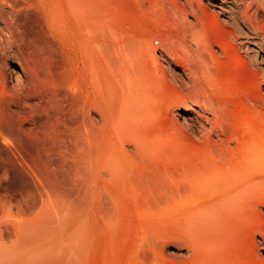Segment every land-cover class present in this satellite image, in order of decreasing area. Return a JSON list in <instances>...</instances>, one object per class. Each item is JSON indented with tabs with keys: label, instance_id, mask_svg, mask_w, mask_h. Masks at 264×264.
Here are the masks:
<instances>
[{
	"label": "rangeland",
	"instance_id": "1",
	"mask_svg": "<svg viewBox=\"0 0 264 264\" xmlns=\"http://www.w3.org/2000/svg\"><path fill=\"white\" fill-rule=\"evenodd\" d=\"M71 1L0 0V15L6 18V30L9 31L1 34L0 57L4 59L0 58V71L5 73L6 63L13 62L15 69L22 74L18 79L20 86L18 81L10 83L8 79H0L2 241L9 243L14 238V227L11 226L12 221L16 220L14 217L24 215L37 218L38 215V218H42L44 215L45 218L49 215L58 216L63 229L64 225H68L71 230L77 221L81 223H78L81 228L76 225L73 233L78 231L77 237L84 236L89 246L84 254L77 257L82 259L79 260L80 264H207L210 258L212 261L209 264H263L264 246L260 248L259 245L261 242L264 244L262 147L259 148L262 152L252 155L254 160L251 161L245 162L246 159L240 154L245 159H242L243 166L246 164L244 168L248 166V169H244L243 177L237 178L230 188L211 192L210 196L208 192L204 196L202 192L200 196H190L184 189L186 195L183 196V176L180 175L187 168L200 164L205 159L203 156L209 160L221 156L222 152L219 154L217 150L222 145L223 150L225 147L217 138L222 136L218 130L209 138L197 123L193 127L187 125L194 116L199 117L202 111L212 116V113L206 112L209 110L203 100H213L217 107V119H221L219 121L228 134L232 130L236 134L233 137L238 136V140H245L248 135H258L264 144V67L259 63V66H241L240 62L232 59L226 46L216 40L212 56L209 55L211 51L207 53L208 57L211 56L210 64H205L209 67L207 72H210L211 78L206 73L203 74L205 78L191 77L192 92H196L198 100L195 101L193 93L192 97H187L179 77L180 74L183 76L185 70L187 73L195 70L197 65L189 43L183 45V21L193 19L189 2L199 10L202 2L206 4L204 7H208L206 9L200 5L209 12V27L212 28L215 18L211 11L219 13L210 3L211 0H199V3H196L197 0ZM74 6L75 12L80 8V16L72 12ZM253 7L251 12L255 10ZM44 11L48 12V18L44 16ZM219 18L222 16L219 15ZM80 26L89 30L81 29ZM7 37L11 42L9 48L18 51L17 57L8 54L7 50V53H3L6 51L2 43H10ZM96 40L100 43H96ZM81 43H84V47ZM97 44H100V53ZM237 45L239 51L244 53L238 42ZM150 49H155V53ZM116 51L120 52V60ZM186 55L194 56L195 60ZM183 59L187 62H183ZM1 60H4L3 66ZM18 62H22L21 65ZM79 74L81 79H78ZM138 80L143 84L140 85ZM147 89L154 96L149 93L150 97ZM142 90L146 92L147 98ZM134 96L141 100L138 102ZM134 99L139 108L135 107ZM188 105L194 110L189 109ZM135 108L141 111L143 121L137 119L134 122L144 123L137 125L142 127L136 128L139 136L122 135L120 139L121 135H116L115 126L118 120H123L120 117L129 115ZM184 109L189 111L186 116L193 115L192 118L187 117L186 121L179 115ZM138 138L145 139L144 143L140 139L135 141ZM235 139L231 140L234 145L238 141ZM152 142H157V145L153 143L151 146ZM120 144H124L123 149ZM110 149V153L115 152L123 157L120 167L127 171L128 176L123 177V189L122 185L109 186L105 176H98L100 164L108 161V154L112 155L108 152ZM127 156L129 158L125 162ZM238 156L235 153L231 157ZM164 174L170 177L169 180ZM88 175H92L93 181ZM175 175L180 176L177 177V183ZM129 180L131 183L137 182V185L132 187ZM98 185L103 187L102 190ZM176 188L178 190L175 191ZM105 193L109 194L108 204ZM220 200L226 201L222 203ZM244 205L249 208L247 212ZM38 208L40 211H36ZM200 211L211 216L204 215V212L203 216ZM61 227L57 234L63 232ZM197 240L203 243L202 247ZM199 252L206 254L203 256ZM75 260L73 263L76 264Z\"/></svg>",
	"mask_w": 264,
	"mask_h": 264
},
{
	"label": "bare ground",
	"instance_id": "2",
	"mask_svg": "<svg viewBox=\"0 0 264 264\" xmlns=\"http://www.w3.org/2000/svg\"><path fill=\"white\" fill-rule=\"evenodd\" d=\"M73 1V0H72ZM71 1V2H72ZM198 1V2H197ZM196 3H199L201 1L197 0ZM69 2V1H68ZM75 4H76V1H74ZM83 2V1H82ZM212 3V6L216 9V12L219 13V15L222 16V18H219V15L216 14L213 10L211 11L214 18H215V25L211 27H209V12L206 11V9L208 8L207 6L204 7L203 5H206V4H201L204 8H206L205 10L202 9L203 7L199 5V7L201 8L199 10V8L195 7L193 3L189 2V12H191L190 14L193 16V19L191 20H184L183 22V45L184 44H188L189 47H191V50L195 56V58L197 59L195 62L197 63L196 65V69L195 70H191V68H189V71L190 72H185L183 71V76H181L180 74V79L181 81H183V88H185L187 91V97L191 96L194 94V92H192V88H191V77L192 78H200L203 76V74L206 73V75H210V78H211V74H209L207 72L208 68H207V64H210L208 62H210V58L212 56V48H213V45L214 43L216 42H219L223 45L226 46L227 48V51H230L228 52L229 55L232 56V59L235 60V61H238L241 63V66L244 65L245 68L247 67H252V66H259V64L262 65V68L264 67V30L262 31V27H264L263 23V17L264 16V0H211ZM68 4H71V3H68ZM73 4V3H72ZM73 4V5H75ZM84 4V2H83ZM209 4V3H208ZM207 4V5H208ZM196 6L198 4H195ZM77 6V4H76ZM79 6V5H78ZM77 6V7H78ZM209 6V5H208ZM253 6H255V10L251 12V8H254ZM50 7V6H49ZM80 7V6H79ZM70 8V6H69ZM75 9L76 7L74 6L72 12H75ZM214 9V10H215ZM80 10V8H79ZM78 10V11H79ZM51 11V9H50ZM75 12V16H80L81 14L79 12ZM47 12V11H46ZM44 11V16L45 17H49L48 16V12L46 13ZM53 12V11H52ZM54 14V13H52ZM51 14V15H52ZM77 14V15H76ZM84 15V14H83ZM52 17V16H51ZM80 18V17H79ZM82 18V16H81ZM6 19V18H5ZM5 19L0 15V39H1V34H4V31H7L8 29V25L5 21ZM55 19V18H54ZM78 19V17H77ZM83 19V18H82ZM79 21V19H78ZM83 21V20H81ZM80 21V22H81ZM84 22V21H83ZM82 22V23H83ZM49 23V22H48ZM80 24V23H79ZM84 24V23H83ZM82 24V25H83ZM86 24V23H85ZM87 25V24H86ZM85 25V26H86ZM262 25V27H260ZM82 26H80L81 28ZM84 29H86V27H83ZM81 28V29H83ZM7 29V30H6ZM52 29V28H51ZM264 29V28H263ZM80 30V29H79ZM86 30H89V29H86ZM206 30V31H205ZM210 31L208 33H206L207 31ZM55 31V30H54ZM81 31H85V30H81ZM9 32V31H7ZM50 32V31H49ZM205 32V33H204ZM6 33V32H5ZM11 34V33H10ZM79 34V33H77ZM4 36V35H2ZM12 36V35H11ZM89 36V35H87ZM83 37V36H82ZM85 37V36H84ZM3 38V37H2ZM12 39V37L10 38ZM86 39H88L86 37ZM7 40L9 41L8 37H7ZM79 41H80V38H79ZM3 42V41H2ZM10 42V41H9ZM84 42V41H83ZM99 42V40L97 41L96 40V43ZM237 42L238 44L241 45V48L244 50V53H241L239 51V48H238V45H237ZM4 43V42H3ZM2 45H4L3 47L5 48V51L7 50L8 51V54H10L11 56L13 57H17L18 55V51L16 52L15 50L9 48V44H6L4 43ZM95 43V44H96ZM100 43V42H99ZM6 44V45H5ZM82 44V43H81ZM84 44V43H83ZM81 45L84 47V45ZM80 45V44H79ZM98 45V44H97ZM100 45V44H99ZM98 45V46H99ZM12 46V45H10ZM14 46V45H13ZM95 46V45H94ZM103 46V45H101ZM224 46V47H225ZM2 47V46H1ZM87 47V45H86ZM93 47V46H92ZM100 47V46H99ZM184 48V47H183ZM87 49V48H85ZM98 49V53H100L101 51V47L100 49ZM187 48H185L186 50ZM84 50V49H83ZM151 50V49H150ZM6 52H3V53H7ZM87 51V50H85ZM89 51V50H88ZM87 51V52H88ZM123 51V50H121ZM153 53H155V49H152L151 50ZM211 51V52H210ZM226 51V52H227ZM232 51V52H231ZM209 55H211L210 57H208L209 55L207 53H209ZM103 53V49H102V52ZM115 53H118L117 51ZM120 53V52H119ZM118 53V57L120 56ZM126 53V52H125ZM128 53V52H127ZM214 53V52H213ZM7 54V56H8ZM88 54V53H87ZM90 54V53H89ZM92 54V53H91ZM90 54V55H91ZM123 54V52L121 53ZM97 55V54H95ZM192 55V53H191ZM93 56V55H92ZM102 56V55H101ZM123 56V55H122ZM129 56V55H128ZM194 56L193 57V61L195 60L194 59ZM230 56V57H231ZM95 57V56H94ZM117 57V58H118ZM124 57V56H123ZM122 57V58H123ZM187 57V55H186ZM189 57V55H188ZM187 57V58H188ZM191 56L189 58H192ZM0 58H3L4 57H0ZM20 58V57H19ZM85 58V57H84ZM21 59V58H20ZM23 59V58H22ZM21 59V60H22ZM97 59V58H96ZM121 59V57H119V60ZM126 59V58H125ZM237 59V60H236ZM6 60V58H5ZM19 60V59H17ZM26 60V59H25ZM123 60V59H122ZM210 60V61H209ZM2 61V65L3 66V63H4V60H1ZM24 61V60H23ZM185 61V59H183V62ZM189 61V60H188ZM187 62V61H185ZM191 62V61H190ZM194 62V63H195ZM21 63L22 62H18ZM123 63V62H122ZM192 63V62H191ZM239 63V64H240ZM1 64V62H0ZM90 64V63H89ZM88 64L89 68H90V65ZM119 64H121V61H119ZM203 64L206 66L207 69H205V66H203ZM5 65V64H4ZM14 63L13 62H7L6 63V71L4 73L0 71V79H8L11 82H16L20 79L19 77H21L22 74H19L17 69H15L14 67ZM86 66V64H84ZM98 65V64H97ZM193 65V64H192ZM195 65V64H194ZM193 65V66H194ZM37 66V65H36ZM120 66V65H119ZM190 66V65H189ZM192 66V67H193ZM209 66V65H208ZM21 67V66H20ZM102 67V66H101ZM188 67V66H187ZM84 68V66H83ZM93 68V66H92ZM98 68V67H97ZM194 68V67H193ZM204 68V69H203ZM4 69V68H3ZM102 69V68H101ZM79 69H77L78 71ZM210 70V69H209ZM251 70H253L251 68ZM256 70V69H255ZM254 70V72H256ZM35 72V70H33ZM93 71V70H92ZM124 71H127L124 69ZM37 72V71H36ZM35 72V73H36ZM79 72V71H78ZM77 72V73H78ZM81 72V71H80ZM86 72V71H85ZM22 73V72H21ZM28 73H30L28 71ZM123 73V72H122ZM126 73V72H125ZM124 73V74H125ZM257 73V72H256ZM32 74V73H31ZM37 74V73H36ZM123 74V75H124ZM176 74V73H175ZM192 74V75H190ZM34 75V74H33ZM80 75V74H79ZM90 75V74H89ZM207 75V76H208ZM96 74H95V78H96ZM119 76L122 77V75L119 74ZM24 77V76H23ZM81 75L79 76L78 79H81L80 78ZM91 77V75H90ZM120 77V79H121ZM128 77V76H127ZM205 78V76H203ZM125 78V77H124ZM209 78V80H210ZM22 79V78H21ZM75 79V78H73ZM98 80V77L96 78ZM119 79V80H120ZM201 79V78H200ZM23 80V79H22ZM92 80V79H91ZM7 81V80H6ZM5 81V82H6ZM124 81V80H123ZM122 81V82H123ZM128 81V80H127ZM137 81V80H136ZM139 81V80H138ZM193 81V80H192ZM17 82V83H18ZM35 83V81H33ZM141 81H139L140 83ZM143 82V81H142ZM20 83V82H19ZM18 83V84H19ZM125 83V82H124ZM123 83V84H124ZM138 83V82H137ZM146 83V82H145ZM182 83V82H181ZM203 83H204V80H203ZM3 84V83H2ZM101 84V82H100ZM122 84V85H123ZM126 84V83H125ZM143 83H140V85H142ZM148 84V83H147ZM205 84V83H204ZM9 85V84H8ZM17 85V84H16ZM21 83L18 85L20 86ZM96 85V84H93V86ZM128 85V84H127ZM139 85V86H140ZM7 86V84H6ZM101 86V85H100ZM99 86V87H100ZM130 86V84H129ZM98 87V86H96ZM142 87V86H141ZM20 88V87H19ZM18 88V89H19ZM121 88V86H120ZM203 88V87H202ZM96 89V88H95ZM100 89V88H99ZM145 89V87L143 86V90ZM128 90V89H127ZM142 90V91H143ZM195 90V89H194ZM1 91V90H0ZM8 91V90H7ZM6 91V92H7ZM129 91V90H128ZM137 91V90H136ZM140 91V90H139ZM149 90L147 89L146 92L147 94L152 97L150 94H153V93H150V91L148 92ZM99 92V91H98ZM131 92V91H130ZM145 91H143L144 94H141L142 96L144 95L145 97L147 96ZM154 92V91H153ZM129 93V92H128ZM132 93V92H131ZM150 93V94H149ZM193 93V94H192ZM130 94V93H129ZM133 94H135V92H133ZM196 94V92H195ZM194 94V96H195ZM122 95V94H121ZM131 95V94H130ZM137 94H135L136 96ZM261 95H263L261 93ZM134 96V97H135ZM139 96V94H138ZM137 96L138 98V102H139V97ZM154 96V94H153ZM193 96V97H194ZM199 96V95H198ZM208 96V95H207ZM123 97V95H122ZM133 97V96H132ZM188 97V98H189ZM2 98V97H1ZM135 97V99H137ZM147 98V97H146ZM209 98V97H208ZM99 99V98H98ZM97 99V100H98ZM135 99L133 100V103L135 102ZM145 99V98H144ZM185 99V96L183 98V101ZM198 99H200L198 97ZM203 99L204 96H203ZM124 100V99H122ZM141 100V99H140ZM195 101H198L196 100V96H195ZM201 100V99H200ZM199 100V102H200ZM127 101V100H126ZM151 101V100H149ZM187 101V100H186ZM194 101V102H195ZM204 103L206 104V107L209 111H206V112H209V113H212V116H207V114L205 115V113L202 111L199 113V117L197 116H194L191 114L190 116H186L187 113H189L188 109H184L182 113H180L179 115L182 117V119H184L186 121V118L189 117V118H192L191 120H189V123H187V125H190V127H193L194 126V123H197L198 126L201 128L202 132L206 133V135L210 138L213 133H215L217 130L221 133L222 136H217L218 140H220L221 143H224V150H223V145L221 146V148H219L220 146H217L218 150L217 152L219 151V154L221 153V156L220 155H216L217 157H214L215 159L213 160H209L208 158L206 159L205 156H203L205 159H202V161L200 160V158H198L201 163L200 164H196L194 165L193 167L191 168H187V170L184 172V174L180 175V176H183V182L181 184H183V187L181 186L182 188V192L185 190L187 194H189L190 196H193V195H198L200 196V193L202 192V195L204 196L206 194V192H208L207 194H212L211 192H215V191H222V190H225L227 188H230L232 185H233V182L235 180H238L237 178H241L243 177V175L245 174V171L244 169H248V166L246 168L244 164L243 166V160H245V162L247 161H251V159H253L254 155L256 152L258 153V151L260 152V147L262 151H264V144L262 143L261 139L262 138H259V136H249L248 135V138L245 140L241 139V140H238V136H234L236 137V140L237 143L234 145L231 143V140L234 139L233 135H236L235 132H232V130L229 132V134L226 132V130L223 128V126L221 125V121H219V119H217V110H216V106L215 104L213 103V100H203ZM5 102V101H4ZM148 101H146V104L148 105L147 103ZM185 102V101H184ZM188 102V101H187ZM143 104V102H141ZM203 103V102H202ZM121 104L123 105V102H121ZM125 104H127L125 102ZM137 104V100L135 102V105ZM145 104V103H144ZM183 104H186V103H183ZM201 104V102H200ZM146 105V107H147ZM190 105V103H189ZM188 105V106H189ZM193 105V104H192ZM191 105V106H192ZM199 105V104H198ZM204 105V104H203ZM187 106V107H188ZM222 106V105H221ZM219 106V107H221ZM129 107V105H128ZM137 108H139L137 105L135 106ZM205 107V108H206ZM255 107V105H254ZM123 110V107H120ZM135 108L134 111H130V114L129 115H126V116H122L120 117V119L122 118L123 120L120 121L118 120V123H117V126H115L117 129H116V135H118L119 137V134L121 135V137H119L120 139H122V135H133L134 136H137L138 135V132L137 130L139 128H142V127H139L141 125H143L144 123L140 122V121H143V119L140 117L141 115V111L139 109ZM148 108V107H147ZM194 107H190L189 106V109H193ZM127 111L129 110V108H126ZM137 109V110H136ZM143 110H145L143 107H142ZM194 110V109H193ZM206 110V109H205ZM263 110V109H261ZM109 111V110H108ZM199 111V110H198ZM197 111V112H198ZM111 112V111H110ZM264 112V111H263ZM109 113V112H108ZM128 113V112H127ZM147 113V112H145ZM195 113V112H194ZM125 117V118H124ZM126 117H127V120H126ZM111 118V117H110ZM147 118V117H146ZM117 119V118H116ZM137 119H139L137 123H135L134 121H136ZM142 119V120H141ZM204 119V120H202ZM221 120V119H220ZM113 124H114V120L112 121ZM116 122V121H115ZM120 122H122L120 124ZM188 122V121H187ZM186 123V122H185ZM136 124V125H135ZM139 124V126H137ZM207 125V126H206ZM224 125V124H223ZM261 125V124H260ZM249 126V125H248ZM145 127V126H144ZM250 127V126H249ZM137 128V130H136ZM194 129V128H193ZM249 129V128H248ZM259 129H260V126H259ZM200 130V131H201ZM228 130V129H227ZM261 132L262 129H260ZM142 131V130H141ZM144 131V130H143ZM142 131V132H143ZM147 131V129H146ZM145 131V132H146ZM234 131V130H233ZM244 131H247L246 129ZM243 131V132H244ZM102 132V131H101ZM144 132V133H145ZM199 132V131H198ZM242 132V133H243ZM119 133V134H118ZM147 133V132H146ZM140 134V133H139ZM248 134V133H247ZM246 134V135H247ZM143 135V134H142ZM148 135V134H146ZM145 135V136H146ZM218 135V134H217ZM252 135V134H251ZM262 135V134H261ZM139 136V135H138ZM152 136V135H151ZM155 136V135H154ZM159 136V135H157ZM114 137V136H113ZM264 137V136H263ZM118 138L119 142L121 143V140ZM145 138V137H144ZM157 140H162L160 139V137H156ZM216 138V140H217ZM244 138V137H243ZM259 138V139H258ZM39 139V138H38ZM140 139V140H139ZM146 139V138H145ZM144 139V140H145ZM153 139V138H151ZM150 139V140H151ZM240 139V138H239ZM35 140V139H34ZM143 141L141 143H144V140L143 138H138L136 139L135 141ZM156 140V139H155ZM155 140H152V141H155ZM209 140V139H208ZM215 140V139H214ZM214 140H212L214 142ZM217 140V141H218ZM234 140V141H235ZM163 141V140H162ZM211 141V139H210ZM35 142V141H34ZM123 142V140H122ZM151 141H149L150 143ZM219 142V141H218ZM241 144H240V143ZM129 143V142H128ZM153 143H151V146H153ZM157 143V142H156ZM154 143V144H156ZM33 144V143H32ZM213 144V143H212ZM215 144V143H214ZM219 144V143H218ZM217 144V145H218ZM232 144V145H231ZM35 145V144H34ZM109 145V144H107ZM124 145V144H123ZM122 144H120L119 146H121V148L123 149L124 147ZM157 145V144H156ZM216 145V144H215ZM263 145V146H262ZM38 146V145H37ZM114 146V145H113ZM116 146V145H115ZM146 146V145H145ZM144 146V147H145ZM105 147H107L105 145ZM150 147V146H149ZM109 148V147H108ZM215 150H216V147H214ZM147 149V148H146ZM149 149V148H148ZM39 151V148L37 149ZM116 150V149H115ZM222 150V151H220ZM104 151H105V148H104ZM149 151V150H148ZM226 151L228 153H226ZM261 151V152H262ZM108 152H112V149H110V151L108 150ZM122 152V150H121ZM125 152V151H124ZM240 152V153H239ZM260 152V153H261ZM101 153V152H100ZM106 153V151H105ZM115 153V152H114ZM112 154L111 156L108 154V157L109 159H107L106 157V160L108 161H105L104 163H102V165L100 164V168H98L99 166H97L98 170L100 171L98 176L99 177H104L106 178V181L108 182V185L109 186H119V185H122V189H123V186L125 187V185H123L125 183V179L123 177L127 176V171L124 170V169H121L120 167V161L123 159V157L119 156V155H116V154ZM134 153V152H132ZM235 153H237V156L240 154L245 158L243 159L241 156L239 158H232L231 156H233ZM239 153V154H238ZM264 153V152H262ZM125 153H123L124 155ZM131 154V153H130ZM215 154V153H214ZM39 155V153H38ZM100 155V154H99ZM106 155V154H104ZM132 155V154H131ZM144 155V154H142ZM213 156V154H212ZM211 156V157H212ZM39 157V156H38ZM98 157V156H97ZM210 157V156H209ZM263 157V156H262ZM101 158V157H100ZM127 158H129L128 156L125 158V162L127 161ZM202 158V157H201ZM243 159V160H242ZM35 160V159H34ZM110 160V161H109ZM254 160V159H253ZM257 160V159H255ZM100 161V160H99ZM103 162V161H102ZM256 163V162H255ZM38 164V163H37ZM127 164V163H126ZM261 165V164H260ZM188 167V166H187ZM123 168V167H122ZM125 168V167H124ZM128 169V167L126 168ZM143 169V168H142ZM158 169V168H157ZM156 169V170H157ZM183 170V167L181 168ZM186 169V168H185ZM96 170V169H95ZM136 170V169H135ZM250 170V169H249ZM257 170V169H256ZM261 170V169H260ZM37 171V170H36ZM91 171V170H90ZM144 171V170H143ZM97 172V171H96ZM165 172V170H164ZM166 173V172H165ZM170 173L172 174V172L170 171ZM175 173V172H173ZM178 173V172H177ZM176 175H179L181 174L179 172V174ZM244 173V174H243ZM250 173V172H249ZM97 174V173H96ZM138 174H140L138 172ZM142 174V173H141ZM144 174V172H143ZM166 174H169L168 172ZM164 174V176L166 175ZM90 175V174H89ZM88 175V176H89ZM149 175V174H148ZM174 177V180L176 182L177 180V177L176 176ZM247 175V174H246ZM162 176V175H161ZM163 176V177H164ZM171 176V175H170ZM180 176L178 178H180ZM92 179L93 181V177L92 175L89 176L88 178ZM128 177V176H127ZM163 177H162V180H163ZM167 179H168V175L165 176ZM164 177V178H165ZM173 176H171V179H172ZM151 178V177H150ZM170 178V177H169ZM176 178V179H175ZM97 179V178H96ZM98 180V179H97ZM145 180V179H143ZM166 181V179H164ZM169 180V179H168ZM173 180V179H172ZM240 180V179H239ZM96 182V181H95ZM130 182V180H129ZM162 182V181H161ZM91 183V182H90ZM133 183V184H132ZM130 182L129 185H131L132 187H134L133 185L136 184L137 182ZM140 183V182H139ZM138 183V184H139ZM141 183H145V182H141ZM140 183V184H141ZM148 183V182H147ZM177 183V182H176ZM99 184V183H98ZM150 184V183H149ZM95 185V184H94ZM137 185V184H136ZM143 185V184H142ZM173 185V184H172ZM92 186V185H91ZM99 186L101 185H98V188ZM252 186V183L251 185ZM106 187V186H105ZM142 187V186H140ZM176 187V186H175ZM238 187V186H237ZM102 186H101V190H102ZM173 188H174V185H173ZM246 188V187H244ZM243 188V189H244ZM248 188V186H247ZM246 188V189H247ZM184 189V190H183ZM106 190V189H105ZM178 190L177 188L175 189V191ZM249 190V189H248ZM104 191V189H103ZM205 191V193H203ZM166 192V191H165ZM178 192V191H177ZM176 192V193H177ZM180 192V191H179ZM210 192V193H209ZM244 192V191H243ZM248 192V191H247ZM109 193V192H108ZM108 193H105L107 196L109 195ZM181 193V192H180ZM179 193V194H180ZM185 192H183V196H185L186 194H184ZM250 193V191H249ZM111 195V194H110ZM112 196V195H111ZM229 196V195H228ZM189 197V196H188ZM215 197V196H214ZM226 197V195H225ZM248 197H250L248 195ZM110 198V197H109ZM216 198V197H215ZM247 198V195L246 197ZM232 199V198H230ZM242 199V198H241ZM249 199H253V198H249ZM229 200V199H228ZM221 201V200H220ZM226 201V200H223V202ZM230 201V200H229ZM234 201V200H233ZM248 201V200H246ZM245 201V202H246ZM251 201V200H250ZM249 201V202H250ZM204 202V201H203ZM212 202V201H211ZM222 202V201H221ZM222 202V203H223ZM232 202V201H231ZM235 202V201H234ZM252 202V201H251ZM108 204V198H107V202ZM220 203V202H219ZM218 203V204H219ZM221 203V204H222ZM208 204V203H207ZM235 205V204H234ZM242 205V204H240ZM37 206V205H36ZM208 206V205H207ZM212 206V205H210ZM210 206H209V209H210ZM248 206V204H247ZM245 207V211L247 212V210L250 208V203H249V208L248 207ZM35 207V206H34ZM111 207V206H109ZM219 207V205H218ZM223 207V206H222ZM255 207V206H254ZM205 207L202 206V209H204ZM207 208V207H206ZM214 208V206H213ZM233 208V207H232ZM248 208V209H247ZM34 209V208H33ZM198 209V208H197ZM247 209V210H246ZM39 210L36 209V211ZM111 210V208H110ZM201 210V209H200ZM208 210V208H207ZM256 210V209H255ZM259 210V209H258ZM40 211V210H39ZM39 211L37 213H39ZM113 211V210H111ZM199 211V210H198ZM202 211V210H201ZM200 211V212H201ZM107 213V211H105ZM204 212V211H203ZM201 212V214L203 213ZM249 212V211H248ZM33 213V212H31ZM205 213V212H204ZM235 213V212H234ZM237 213V212H236ZM250 213V212H249ZM254 213V212H252ZM21 214V212H20ZM110 214V213H109ZM193 214V213H192ZM200 214V213H199ZM210 215L209 213H205L204 215ZM48 215V214H47ZM46 215V216H47ZM190 215V214H189ZM203 215V214H202ZM203 215V216H204ZM215 215V214H213ZM217 215V214H216ZM243 215V214H241ZM253 215V214H252ZM111 216V215H110ZM197 216V215H196ZM211 216V215H210ZM234 216V215H233ZM245 216V214H244ZM250 215H247L246 217H248ZM186 217V216H185ZM189 217V216H188ZM194 217V216H193ZM240 217V215H239ZM254 217V216H253ZM259 217V216H258ZM261 217V216H260ZM16 218L15 222L12 221V227L14 232H15V235H14V238L12 240H10L9 243H6L4 241H2V238L0 237V264H72L73 263V260L76 259L75 261H77L76 264H80L81 260L78 259L77 257H79L80 255H82V253L84 254L87 250L86 248L89 246L88 242L85 238H83V234H81L83 237H77V233H78V229H76V234L73 233V231H75V226L78 225L77 227L78 228H81V226H79V223L77 221L76 225L72 226V229L70 230L68 225H64V229L62 228L63 227V224L62 222H60V218L57 216H47L44 218V215L42 218H38V215H37V218L35 216L34 217H31L28 218L25 217L24 215L23 216H17V217H14ZM210 219V217H208ZM213 218V217H212ZM75 219V218H74ZM186 220L188 218H185ZM206 219V217H205ZM209 219H207L209 221ZM216 219H219V218H216ZM234 219V218H233ZM13 220V219H12ZM73 221V219H71ZM70 220V221H71ZM194 220V219H193ZM192 220V221H193ZM221 220V219H220ZM11 221V220H10ZM69 221V222H70ZM80 221V220H79ZM213 221V220H212ZM215 221V219H214ZM217 221V220H216ZM222 221V220H221ZM9 222V221H8ZM7 222V223H8ZM189 222H191L189 220ZM194 222V221H193ZM191 222V223H193ZM10 223V222H9ZM68 223V221H67ZM79 223V224H78ZM187 223V222H186ZM217 223V222H216ZM11 224V223H10ZM9 224V225H10ZM61 224H62V227H61ZM189 224V223H188ZM209 224V223H208ZM237 225V224H236ZM59 226L63 229V232H61V234H57L58 233V228ZM71 226V225H70ZM114 226V225H113ZM191 227V226H190ZM195 227V226H194ZM219 227V226H218ZM84 228V227H83ZM80 229L81 230H83ZM193 228V227H192ZM213 228V226H212ZM1 229V228H0ZM237 229V228H236ZM207 231V230H206ZM85 232V230H84ZM212 232V231H211ZM192 233V232H191ZM195 235V233H193ZM210 234V233H209ZM213 234V232L211 233ZM210 234V235H211ZM246 234V233H245ZM76 235V236H75ZM197 235V234H196ZM198 236V235H197ZM213 236V235H212ZM244 236V235H243ZM202 237V236H201ZM246 237V236H245ZM190 238V237H189ZM197 238V237H195ZM199 238V237H198ZM208 238V237H207ZM205 239V238H204ZM212 239V238H211ZM191 240V239H190ZM195 240V239H193ZM198 241V240H197ZM255 241V240H254ZM192 244H193V241H191ZM200 242V241H198ZM198 242L195 244L196 247L198 245ZM209 242V241H207ZM212 242V240H211ZM211 242H209L211 244ZM214 242V241H213ZM195 243V242H194ZM209 244V245H210ZM194 245V246H195ZM199 245L202 247L203 246V243H199ZM208 245V244H207ZM258 245V244H257ZM260 248H263L264 244L261 242L260 244ZM251 245H249L250 247ZM199 247V246H198ZM204 249V247H203ZM205 249H206V246H205ZM204 249V250H205ZM259 249V247H258ZM257 250V249H256ZM84 251V252H83ZM208 252V251H207ZM256 252V251H255ZM209 253V252H208ZM199 254L205 256L204 254H202L201 252H199ZM208 255V254H207ZM206 255V256H207ZM198 256V253L195 257ZM210 257V256H209ZM260 257V256H259ZM194 258V256H193ZM204 259H208V258H205L203 257ZM80 260V261H79ZM194 260V259H192ZM201 261V259H199ZM203 260V259H202ZM259 260L263 261L262 258H260ZM198 261V259L196 260ZM209 261V259L207 260ZM211 258H210V261L209 263L211 262ZM79 262V263H78ZM207 264H209L208 262H206ZM75 264V262L73 263ZM83 264V262H82ZM205 264V263H204ZM264 264V262H263Z\"/></svg>",
	"mask_w": 264,
	"mask_h": 264
}]
</instances>
